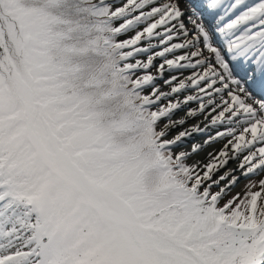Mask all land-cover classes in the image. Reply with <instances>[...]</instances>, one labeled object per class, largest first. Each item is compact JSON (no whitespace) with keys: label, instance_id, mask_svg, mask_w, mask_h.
<instances>
[{"label":"rangeland","instance_id":"374dc122","mask_svg":"<svg viewBox=\"0 0 264 264\" xmlns=\"http://www.w3.org/2000/svg\"><path fill=\"white\" fill-rule=\"evenodd\" d=\"M189 1L57 0V15L62 24L57 29V36L63 37L65 33L75 35L76 37L71 38V42L77 41L78 45L76 49V46H70L71 43L65 45V41L56 43L54 50L60 51L61 54L67 51L69 56L76 59L67 65L61 62V58L47 64L45 59L49 54L48 49L52 41L43 35L42 32L46 31L45 29L34 26L32 28L37 34L19 38L17 26L20 28L22 18L14 26L7 25L8 44L16 63L14 65L20 73L22 71L27 80L31 81L29 86L27 80L21 77L24 83L23 90L25 89L28 93L24 92L25 99L30 100L31 97L32 103L24 99L21 87L5 64L6 58L2 59L0 56V163L5 160L3 156H6L10 159L9 163L17 165L16 160L24 151L25 157H30L34 152L43 153V158L37 153L31 158L36 163L35 171L41 167L42 171H45L44 165L42 166L44 159L56 176L65 178L79 190L61 171L59 155L56 153L58 165L54 158L55 150L50 154L51 148L46 147L41 136L38 135L40 119L44 116L43 118L51 121L53 132H57L59 137L65 140L61 146L66 151H70L73 159L81 167L84 165L88 173L97 175L93 179L103 178L114 165L119 164L124 167L125 170H121V167L116 172L108 174L105 183L103 182L104 188L114 194L124 205L117 200L118 203L138 216L156 236L160 247L181 251L183 253L180 254L185 256L190 254L189 249L181 246L179 240L174 239L173 244L164 236L175 235L177 232L175 226L182 217L187 215L186 210L176 206L152 223H149L146 216L182 197V192H190L193 202L203 214L192 227V237L199 239V244L193 249L204 264H221L217 258L208 253L206 248L200 246L203 239L206 243H210L214 236L221 238L222 233L236 234L238 226L247 228L252 235L256 236L252 245L258 249L264 247V181L262 184L259 182L260 175H264V161L238 177L234 175L240 171L234 168L228 174L216 179L221 171L229 168L231 164H237L242 159V155H247V151L238 154V159L232 160L231 164L226 163L223 168L216 169H211L218 158L213 150L208 151L205 148L200 153L198 150L192 154L185 152L187 147L210 136L208 135L210 133L182 132L184 123H180V127L173 125L171 129H168L167 124L178 113L198 106L204 99L201 98L200 93L194 94L188 106L171 113L169 102L173 93L166 87L164 88L166 90L159 94L158 90L153 89L165 79L164 75L156 71V68L159 69L163 62L176 54V49L170 46L173 40L189 38L192 40V45L182 51L192 50L196 56L185 62L200 60L203 59L202 57L205 60L193 68L174 66L166 71L176 75L171 85L193 80L199 76L197 74L200 69H202L200 76L204 78L213 67L219 73V80L217 84H214L203 79L189 90L179 91L177 95L197 92L202 88L200 84L206 86L208 82L212 83L214 89H222L221 85H223L225 99L222 105L224 106L215 109L217 101L222 97L215 96L217 97L214 103L215 110L208 116L218 117L225 106H227V113L235 114H237L235 110H241L240 114H245L251 107L256 110L252 122L264 121L262 120L264 119V100L257 96L251 97L247 87L242 82H237L230 66L221 55L215 35L210 32L201 14L199 13V16L196 13ZM198 3L201 11L208 17L211 4L206 0H199ZM226 4L229 3L223 4L222 7ZM154 6H157L156 10H159L152 12L150 9ZM214 11L219 14L218 16H223L222 8H216ZM230 11L233 18L229 19L232 21L236 14L238 16L247 13V7L240 4ZM255 17L259 18V16ZM157 19H161L163 23L156 26ZM178 19L183 22L180 26L186 31V35L176 36L167 43L152 46L151 43L154 40L169 35L166 30L167 25L170 22L176 23ZM258 26L260 23L254 24L253 27ZM147 28L149 29L146 38L145 34L141 38L140 36ZM230 31L231 38L240 36L241 32L237 29H230ZM256 38L259 39V37ZM251 41L252 38L247 40V45L251 44ZM158 49L162 52L159 56H154V51H159ZM195 50L203 55L200 56ZM152 55L155 62L146 67L140 65L141 60L143 62L144 59L149 60ZM7 61L13 66L8 56ZM30 68H33L31 75ZM146 74H150V78H147ZM32 76L34 80L31 79ZM247 95L250 96V100ZM35 96L40 100L38 106L33 105L36 101ZM16 99L21 101L25 110L17 107ZM18 112H21V116L17 118ZM218 128L217 124L214 130ZM14 137L24 145L18 151L13 148L17 141H10ZM234 138V135H231L224 138L226 139L224 143L221 139L219 143L211 145L219 146L222 143L220 153H226L228 151L225 148L232 145ZM261 146L263 147L264 143L253 147L258 149ZM44 148L49 153L44 152ZM143 148L148 150L149 154L139 153ZM199 155H201L200 158H198ZM258 160L253 157L249 163L258 162ZM145 161L152 163V171L149 175L147 174L148 177L144 173ZM29 164V162L24 163L23 168ZM251 165L248 164L247 167ZM210 171H212L211 174ZM50 181L51 179L48 180V177L43 174V182ZM21 183L27 182L21 179L14 184L9 182V187H3L4 194L7 195L0 201V206L2 204L8 206L15 201L3 216L15 208L18 199L26 206L21 208L22 211L30 210L31 212L33 208L39 207V213L33 220L31 212L23 226L19 230L12 231V234L18 235L17 237L11 239L0 232V252L8 250L10 254L20 253L14 257V260L3 261V264H28L37 261L38 257L42 260L41 264L46 260L47 264H122V258L123 264H147L143 251L135 242H132L127 232H120L118 238L115 232L116 223L105 220L106 223L102 225L96 221L93 223L94 229L92 228L89 234L90 223L87 222L86 225L81 226L83 217L89 220L91 217L86 206H78L74 212L63 216H75L78 219L75 222L74 235L65 234L66 238H69V255L58 256L59 249L64 250L68 245L58 241L57 232H52L49 226L45 233L43 232V221L45 224L51 223L53 212L47 211L45 207L43 220L40 215V206L53 198L57 203V211L58 203L64 199L60 195L63 189L54 182L48 184L35 196L34 204L31 205L25 201L30 196L20 197ZM161 188L163 189L160 190ZM28 190L31 191L30 188ZM66 194L75 204L80 203V200L68 190ZM61 204L66 211L67 203ZM88 206L93 216L101 217L89 204ZM51 207L53 208V205ZM108 208L113 210L110 203ZM17 209L19 208L15 210ZM114 210L117 209L114 208ZM113 212L119 215L118 211ZM60 217L58 216L57 220H60ZM231 221L232 226L229 225ZM67 225L66 222L62 224L60 234L66 231ZM125 227L120 225V228L126 229ZM217 228H219L218 234H216ZM180 233L185 235L188 231L184 229ZM43 239L44 248L41 246ZM245 240L247 241V238ZM241 243L242 241H238L234 249L239 248ZM82 244H85L83 252L79 250ZM138 244L146 251L149 260L148 250L140 242ZM98 253L100 255H97ZM44 256L47 259H44ZM208 256H211L215 262L208 259ZM172 262L170 258H167L160 264H173ZM225 263L240 264L241 261L238 257L230 256ZM149 264H151L150 260ZM253 264H256L255 260Z\"/></svg>","mask_w":264,"mask_h":264},{"label":"bare ground","instance_id":"6f19581e","mask_svg":"<svg viewBox=\"0 0 264 264\" xmlns=\"http://www.w3.org/2000/svg\"><path fill=\"white\" fill-rule=\"evenodd\" d=\"M160 4V3H159ZM163 4V3H162ZM161 6V5H160ZM158 6V8L160 7ZM157 6L151 7V11L154 12L156 10ZM159 10V9H157ZM156 10V11H157ZM151 14V13H150ZM140 16V15H139ZM165 16V15H164ZM168 16V15H167ZM138 17V15H137ZM136 17V18H137ZM144 17V15H143ZM163 18V17H161ZM238 24H242V21L238 20L236 21ZM160 23H163V21L160 19H157L156 21V26L160 25ZM182 21L178 20L176 23L170 22L169 25H167L166 30L169 32V35L165 38H160L158 40H154L151 45L156 46L158 44H164L167 41H170L172 38H176V36H183L186 35V31L184 29H181L179 25H181ZM155 26V27H156ZM254 25H250L252 27ZM153 28V26H152ZM148 29L143 31L142 35L140 36L143 38L147 36ZM164 29V28H163ZM253 29L250 30L249 33H247V39L246 36L239 37L242 39L243 44L246 40H251L250 33H252ZM157 31V30H156ZM146 38V37H145ZM144 38V39H145ZM169 38V39H168ZM192 40L187 38V39H175L171 42L170 46L174 49H176V54L170 56V59H167L165 62H163L160 65V68H156V71L159 72V74L164 75L165 79L160 81L156 87L153 89L158 90V94L161 92H164L166 89L165 87L169 90V92H172V99L169 102V109L172 112L177 111L181 108H184L188 106V103H190L191 99L194 98V94L200 93L201 98L204 99L203 103L199 104L198 106L196 105L193 108H190L188 110L182 111L176 115L171 122H168L167 127L168 129L173 128V125L175 127L179 126L180 123H184L183 125V130L182 132H208L210 136H206L205 138L199 140L197 143L192 144L191 146L187 147L184 151L189 152L188 154H192L195 151L198 150V153L202 152L203 149L213 150V152L217 153L218 155L217 160L214 162L215 165L211 167V169H216V168H223L224 164L230 163L232 160H237L238 159V154H242L244 149L247 147H250L253 144H260L264 143V122L258 120L256 122H252L249 119L254 118L255 111L252 108H249L247 112L244 115H236L233 112L227 113V106L223 107L221 109L220 115L218 117H213V115L208 116L213 110L222 107V103L224 102L223 99H225V95H223L224 88L221 87L222 89H214L212 88V83L209 82H214V84L218 83L219 80V75L217 74L216 71L210 70L207 72L204 78H201V71L202 69L199 70L196 78H193V80H185L181 81L178 83H174L171 85V83L175 79V74L171 72H166L169 69L173 68L174 66H189L188 68H193L197 64H201L204 62L205 58L202 57L203 59L200 60H191L193 57L196 56L194 51L192 50H183L186 47H189L192 45ZM155 44V45H154ZM252 44V43H251ZM251 44H248L247 47L253 52V49L250 48ZM148 45V44H147ZM143 47V46H142ZM164 47V46H163ZM247 47H238V50L243 56H246V63H247ZM150 49V48H148ZM159 50V49H158ZM166 51V50H165ZM160 52L162 51H154V56H159ZM154 56L152 55L149 60L144 59L141 60L142 62L140 65L143 67L148 66V64H152L155 62ZM161 56V55H160ZM153 59V60H152ZM252 58H248V63H250ZM176 68V67H175ZM165 71V72H164ZM154 73V71H153ZM152 73V74H153ZM190 74H192V71H190ZM150 75V74H149ZM148 74L145 76L150 78ZM160 76V75H159ZM163 79V78H162ZM204 79V81H208V85L204 86V84H200L199 86L202 88L198 90L197 92L192 91L184 94H179L178 92L181 90H189L190 87H194L195 83L201 82ZM164 90V91H163ZM22 94V92H21ZM221 95L222 97L219 98L217 107L214 106V103L216 101L215 96ZM23 96L24 93H23ZM26 98V97H25ZM167 106V105H166ZM216 107V108H215ZM215 108V109H214ZM231 111V110H230ZM180 114V115H179ZM200 115V116H199ZM249 120V121H248ZM247 121V125H246ZM255 123V124H254ZM218 124V130H214L215 125ZM252 124V125H250ZM223 127V128H220ZM187 132V133H190ZM181 133V132H180ZM231 135H234V141L232 145L229 148H225L226 153H220V146L222 143L226 141V137H229ZM223 140L219 146H213L211 145L212 143H219V141ZM238 141V142H236ZM54 147L56 150V153L60 157V169L62 171H66V174L70 176L74 181L77 182L78 186L80 189L87 194L89 197L91 204L93 207L104 217L110 219V220H115L119 223H122L126 225L132 233L138 238V239H143L144 243H147V247L149 248L150 253L154 256V248L152 246V241L149 239L150 235L148 234L147 230L140 227L138 220L131 214L128 210L125 209V207H121L116 204V200L114 197L109 196L110 200L112 201V204L115 206L117 209L119 215L115 214L112 210H110L103 200V192L96 186L94 183L90 182L88 179H86L76 168L73 166V164L70 163L69 159L67 156H65L56 146V142L54 140ZM183 151V152H184ZM247 151V155H242V159L237 162V164H231V166L227 169H224L218 174V179L220 176L228 174L231 170L238 169L240 173H237L234 175V177H238L242 175L245 171H249V169L257 166L260 162L264 161L263 158H259L258 162L254 161L252 163H249L250 161L253 160L252 157L258 156L260 154H264V146L258 149H255L252 147L251 149L245 150ZM182 152V153H183ZM201 155H199L198 158H200ZM248 164H252L251 166L247 167ZM221 166V167H220ZM226 168V167H225ZM251 172V171H250ZM212 171H210V174ZM242 177V176H241ZM221 178V177H220ZM215 179V180H216ZM264 181V175H260V183ZM19 252H16V254Z\"/></svg>","mask_w":264,"mask_h":264},{"label":"trees","instance_id":"16d2710c","mask_svg":"<svg viewBox=\"0 0 264 264\" xmlns=\"http://www.w3.org/2000/svg\"><path fill=\"white\" fill-rule=\"evenodd\" d=\"M57 0H0V34L6 40L7 37V25L17 24L22 18V24L20 26L22 35L25 37L34 36L37 32L32 28L45 29L43 35L47 38H50L52 44L48 49V55L46 56L47 64H51L53 61L61 58V62L65 65L76 61L73 56H69L67 51H64L62 54L58 50H54L57 42L65 41V45L76 46L78 48L77 41L71 42V38L76 37L75 35L65 33L63 37L57 36V29L62 26L59 22V17L57 15ZM6 43L8 44L7 40ZM27 49V48H26ZM8 53H12L10 46L7 48ZM13 57V54H11ZM30 75L33 72V68H30ZM32 80L35 78L32 76ZM144 148L139 153L143 152ZM145 171L144 173L148 175L152 171V163L150 161H145ZM148 174V175H147ZM58 229H62V226H59ZM180 236L184 235L180 233ZM219 247L214 248V252L219 251Z\"/></svg>","mask_w":264,"mask_h":264}]
</instances>
